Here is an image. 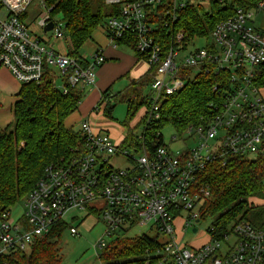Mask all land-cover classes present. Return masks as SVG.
I'll list each match as a JSON object with an SVG mask.
<instances>
[{
  "label": "built area",
  "instance_id": "obj_1",
  "mask_svg": "<svg viewBox=\"0 0 264 264\" xmlns=\"http://www.w3.org/2000/svg\"><path fill=\"white\" fill-rule=\"evenodd\" d=\"M32 1L0 0V70L8 69L20 85H39L49 72L53 86L63 94L70 87L83 94L82 86L94 88L105 54L72 57L65 24L61 17L52 16L47 0H41L46 14L35 19L36 30L27 25ZM104 2L110 7L105 20L110 45L130 41L149 65L152 82L146 128L160 120L163 102L198 73L225 76L223 99L209 105L212 115L201 124L172 137L181 150L165 145L162 133L155 137L162 144L151 149L144 131L137 137L138 145L130 146L137 158L103 129L94 128L92 112L81 123L83 146L76 148L68 163L46 168L25 198L22 218L13 219L11 210L0 213V264L13 252L29 254L60 222L78 237V227L68 223L83 219L76 216L78 211L101 221L104 233L94 245L100 253L115 239L147 236L159 244L153 264H264V226L240 221L219 238L211 236L215 232L211 227L202 232L207 240L199 245L185 244L177 230L182 213L187 214L179 225L184 232L197 229L202 221L203 205L211 197L210 188L201 183L208 166L225 167L236 157L264 159V89L253 83L264 63V0ZM215 7L223 17L211 31L206 28L198 34L184 26L189 10L209 13ZM49 23L54 27L45 32ZM54 40L69 43V52L59 53ZM200 40L202 46L197 45ZM95 111L101 109L96 106ZM121 158L128 165L113 166L111 161ZM73 212L76 215L69 218ZM144 229L156 234L149 236ZM133 231L138 235H131ZM199 233L197 229L194 234Z\"/></svg>",
  "mask_w": 264,
  "mask_h": 264
},
{
  "label": "trees",
  "instance_id": "obj_2",
  "mask_svg": "<svg viewBox=\"0 0 264 264\" xmlns=\"http://www.w3.org/2000/svg\"><path fill=\"white\" fill-rule=\"evenodd\" d=\"M47 4L53 7L52 16L62 18L70 43L69 54L74 58L80 56L81 46L92 38L108 17L104 0H47ZM222 17V11L217 7L209 13L203 9H191L185 14L183 24L187 29L203 34L206 28L211 31ZM118 46L134 48L130 41L124 40L119 41ZM150 72L133 81L124 92L113 94L111 90L105 91L97 107L110 117L114 103H127L124 126L128 129L140 109L149 105L144 90L152 82ZM224 77L201 72L188 78L180 91L163 102L160 120L150 123L147 128L143 124L145 137L151 136L147 141L149 147L154 149L162 144V139L155 137L165 128L172 127L181 134L189 126L199 125L211 116L209 105L221 103L223 90L227 88ZM253 83L264 89V63L257 69ZM216 86L220 88L215 89ZM82 99L83 93L76 88L70 87L67 94L57 90L49 72L39 85H21L17 101L11 108L13 121L5 129L0 128V213L10 211L25 199L43 177L46 168L68 163L76 148L83 146L81 133H73L65 125L66 120L79 109ZM138 143L139 139L129 130L120 145L127 148ZM201 183L211 192V197L203 205L201 220L216 218L212 226L215 229L211 233L213 238L227 233L240 221L257 228L264 226L263 158L236 157L225 167L212 164L203 172ZM255 201L263 204L256 205ZM67 227L65 222L58 223L34 244L29 254L13 252L1 263L62 264L59 242L68 231ZM157 245V241L147 236L118 238L100 253L98 259L102 264H153Z\"/></svg>",
  "mask_w": 264,
  "mask_h": 264
},
{
  "label": "rangeland",
  "instance_id": "obj_3",
  "mask_svg": "<svg viewBox=\"0 0 264 264\" xmlns=\"http://www.w3.org/2000/svg\"><path fill=\"white\" fill-rule=\"evenodd\" d=\"M109 12H110V7H107V13L109 14ZM45 14H46V10L41 7V0H33L31 5L29 6L25 23L27 25L30 24L36 30L37 23L35 19L36 20L41 19L43 16H45ZM57 17L60 18V16ZM106 35H107L106 23L104 21L102 26H100L95 31L94 37H92L83 46H81L79 50V54L87 56L98 52L100 50V47H98L97 43L98 41H103ZM203 44H204L203 40L197 41V45L202 46ZM3 71H7L9 73V77L6 74H3ZM0 84L3 86L2 91H5L9 94L6 97L2 93L0 94V123L9 122L11 124V122L13 121L11 120V117L13 116L11 108L17 98L11 96L10 92L11 91L15 92L16 89H18L17 86L19 85V83L13 77L11 72L7 69L2 71L0 70ZM127 85L128 83L126 80H121L120 82H118V84L115 85V87L112 90V93L113 94L117 93L118 91L125 88ZM82 88L84 89L82 103L80 104L78 111L72 114L66 120L65 123L66 127L70 129L73 133L80 132L82 121L92 112H94L95 107L98 104L97 102L99 100L98 99L96 103L93 105V107H91L92 109L88 111L87 115H84V111L86 110L89 104L88 102L90 101L91 95L89 94V90L91 89V87L82 86ZM148 91H149V87H147L144 90V95H147ZM262 94L264 95V90L262 91ZM113 105H115V108L111 112L110 117H106L102 110L98 112L96 111L94 112L95 116L93 114L94 116L93 118L95 119V123H94L95 128L98 127L107 128L109 130V134L112 137L113 141H115L118 144L126 139L129 130L136 137H140L141 134L144 133L143 124L144 123L146 124V112L147 109L148 110L150 109L149 105H145L140 109V111L136 114L135 118L130 122L128 129L126 128V126H124L125 123L127 122V109H128L127 103L118 102V103H114ZM176 134L177 132L172 127L165 128L162 131V135L164 139L163 143L169 146L171 149L181 150L180 142L172 140V137L175 136ZM150 139L151 136H148L146 138V141H149ZM191 145L192 143H189V146ZM127 153L129 156H132L134 158L138 157L137 153H135L130 147H127ZM111 163L115 167L118 165L121 167H126L128 165L127 161L122 158L118 161L116 159H113ZM255 204L261 205L263 203L260 201H255ZM24 211H25V199H22L11 209V216L13 219L18 220L22 218ZM73 215H76V213L75 212L71 213L69 218L72 217ZM76 216L80 218L82 217L83 219L75 222L69 220L68 223L69 224L74 223V225L78 227L79 236L73 237L69 231H66L59 242L62 264H102L98 259V256L100 255V251L99 250L96 251L94 249V245L102 237L104 233V229H103V225L101 224V221H99V218L97 216L93 214L87 215L82 211H78ZM185 218H187V214L182 213L181 217L177 221V230L179 232V236L182 237L183 242L185 244L199 245L201 244L202 241H206L207 237L206 235L204 236L202 232L207 233L208 230L215 223L216 218L214 219L208 218L207 220L201 221L199 224H197L196 228L200 232L199 236L193 233V229H188L187 232H184L181 230V228H179V225L181 224L182 220ZM143 231L145 233H148L149 236H154L156 234L155 231L148 229H144ZM182 232L186 235L183 236ZM131 235H138V232L133 231ZM106 241L108 242V239Z\"/></svg>",
  "mask_w": 264,
  "mask_h": 264
},
{
  "label": "crops",
  "instance_id": "obj_4",
  "mask_svg": "<svg viewBox=\"0 0 264 264\" xmlns=\"http://www.w3.org/2000/svg\"><path fill=\"white\" fill-rule=\"evenodd\" d=\"M92 37H94V34L92 35ZM68 45L69 43L67 42H62L57 40L53 41V47L59 53L62 54H67L69 52ZM97 45L98 47H100L99 51L105 54L107 60L106 63L102 65L100 69H98L96 86L89 90V94L91 95V97H90V101L88 102L89 104L86 110L84 111V115H87L88 111L92 109L91 107H93V105L96 103L98 99H99L98 102L101 100L102 94L105 91L111 90L112 93L113 88L115 87L116 84H118V82H120L121 80L127 81L128 85L122 90L118 91L117 93L124 92L133 81H138L142 79L144 76L148 74L150 70L147 62L139 58L135 53L134 48L132 47H128V46L113 47L112 45H110L106 36L104 37L103 41H98ZM2 70H7V69L2 68L1 71ZM3 74H6L9 77V73L7 71H3ZM17 87L18 89H16L15 92L14 91L10 92V95L14 96L15 98H17L18 96L21 85L19 84ZM2 90H3V86L0 84V94L2 93L5 97L9 95L7 92ZM82 90L84 89L82 88ZM16 101L17 99L15 100V102ZM93 114L94 112L92 113V115ZM94 116H92L93 125L95 123V119L93 118ZM11 120H13V116L11 117ZM9 124H10L9 122L0 123V128L2 129L6 128ZM95 129L97 131L103 129L102 132H106L107 134H109V130L107 128L98 127Z\"/></svg>",
  "mask_w": 264,
  "mask_h": 264
},
{
  "label": "water",
  "instance_id": "obj_5",
  "mask_svg": "<svg viewBox=\"0 0 264 264\" xmlns=\"http://www.w3.org/2000/svg\"><path fill=\"white\" fill-rule=\"evenodd\" d=\"M54 25L53 23H49L45 29V32H49L53 29ZM197 231V229H194L193 232L195 233Z\"/></svg>",
  "mask_w": 264,
  "mask_h": 264
}]
</instances>
